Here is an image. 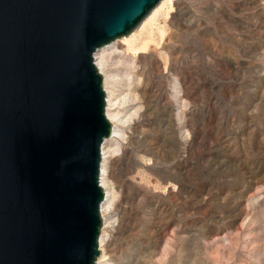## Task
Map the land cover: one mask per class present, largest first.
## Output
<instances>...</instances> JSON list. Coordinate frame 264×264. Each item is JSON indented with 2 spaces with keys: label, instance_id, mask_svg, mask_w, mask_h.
Here are the masks:
<instances>
[{
  "label": "rangeland",
  "instance_id": "obj_1",
  "mask_svg": "<svg viewBox=\"0 0 264 264\" xmlns=\"http://www.w3.org/2000/svg\"><path fill=\"white\" fill-rule=\"evenodd\" d=\"M132 48L105 54L104 264H264V0H173Z\"/></svg>",
  "mask_w": 264,
  "mask_h": 264
},
{
  "label": "water",
  "instance_id": "obj_2",
  "mask_svg": "<svg viewBox=\"0 0 264 264\" xmlns=\"http://www.w3.org/2000/svg\"><path fill=\"white\" fill-rule=\"evenodd\" d=\"M162 0H0V264H96L101 146L94 53Z\"/></svg>",
  "mask_w": 264,
  "mask_h": 264
},
{
  "label": "bare ground",
  "instance_id": "obj_3",
  "mask_svg": "<svg viewBox=\"0 0 264 264\" xmlns=\"http://www.w3.org/2000/svg\"><path fill=\"white\" fill-rule=\"evenodd\" d=\"M173 2V0H162L158 6L149 14V16L141 23V25L134 31L132 32L128 37L116 40L115 42H112L111 44L104 46L100 49H98L94 55H93V62L94 65L99 72V74L103 77V90L105 93V116L108 120V122L111 124V135L108 139H105L102 146H101V166H100V178H99V183L100 186L103 190L104 193V201L100 207V215H101V220L104 222V227L101 230V235L99 236V253L102 255L97 261L96 264H104L105 263V256H104V251L106 248V243L104 240L105 232L108 226L105 227V224H107V221L105 219L106 211L108 208V204H110V200L112 199L113 192L112 188L110 185V180H109V174H108V168H107V163L109 160V154H110V149L108 147V144L110 141H116L121 134V130L118 126L119 122V114L116 113L115 110V101H117L118 96L115 95V91L110 87L111 83L109 82L107 75H106V70H105V54L113 50L115 44H120L122 46H126L128 50L133 49L135 55H140L143 54V52L140 51V48H132L133 44L136 41L137 36H141L143 31L146 30V28L149 27L151 21L155 19L157 14L160 11L165 10V7L167 5H170ZM138 40V39H137ZM115 51V49H114ZM106 205V207H105Z\"/></svg>",
  "mask_w": 264,
  "mask_h": 264
}]
</instances>
